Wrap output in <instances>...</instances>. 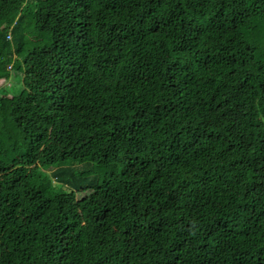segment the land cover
<instances>
[{
    "label": "trees",
    "instance_id": "1",
    "mask_svg": "<svg viewBox=\"0 0 264 264\" xmlns=\"http://www.w3.org/2000/svg\"><path fill=\"white\" fill-rule=\"evenodd\" d=\"M0 264H264V0H0Z\"/></svg>",
    "mask_w": 264,
    "mask_h": 264
},
{
    "label": "rangeland",
    "instance_id": "2",
    "mask_svg": "<svg viewBox=\"0 0 264 264\" xmlns=\"http://www.w3.org/2000/svg\"><path fill=\"white\" fill-rule=\"evenodd\" d=\"M11 82H6L5 85H10Z\"/></svg>",
    "mask_w": 264,
    "mask_h": 264
}]
</instances>
